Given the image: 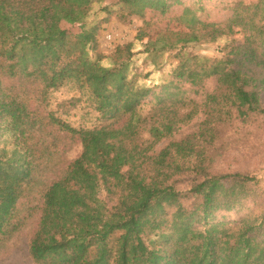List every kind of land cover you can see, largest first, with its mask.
<instances>
[{
    "label": "trees",
    "instance_id": "trees-1",
    "mask_svg": "<svg viewBox=\"0 0 264 264\" xmlns=\"http://www.w3.org/2000/svg\"><path fill=\"white\" fill-rule=\"evenodd\" d=\"M102 1L0 0V249L36 217L33 264H264V189L248 170L213 169L234 135L264 161V0H116L122 21L182 7V29L145 43L155 70L175 58L152 86L135 82L132 42L101 64L88 19ZM207 6L231 14L201 21ZM222 38L220 57L185 50ZM67 85L97 125L49 109ZM66 139L80 144L69 161Z\"/></svg>",
    "mask_w": 264,
    "mask_h": 264
},
{
    "label": "rangeland",
    "instance_id": "rangeland-1",
    "mask_svg": "<svg viewBox=\"0 0 264 264\" xmlns=\"http://www.w3.org/2000/svg\"><path fill=\"white\" fill-rule=\"evenodd\" d=\"M191 0H186L188 3ZM116 0H103L100 4L92 6V14L88 21L100 22L97 34V54L101 55V64L103 66L112 65L114 62V52L117 45H123L129 42L133 43L130 56V70L135 73V82L138 85L152 86L159 84L167 79L168 73L175 64L174 52H170L164 56V65L159 70H155L150 63V58L142 51L144 50L147 40H155L166 31H177L182 29L175 21L176 16L181 13V6H174L162 16L155 15L151 11H146L144 18L130 17L125 21L118 18L119 5ZM107 5L111 11L106 21H101L106 13L100 11L99 8ZM231 13L222 11L217 8L207 6L202 11H197L196 16L204 22H217L226 19ZM144 21L149 22L148 26L144 25ZM59 27L69 33H78V24H70L66 21H60ZM139 29L143 30L145 36L141 40H135ZM109 36V38H107ZM225 38L216 42L189 43L186 51L206 57H220L218 49L225 42ZM94 56V54H92ZM130 72V74H131ZM209 89L213 88L214 82L207 81ZM71 98L75 100V106L70 105ZM50 107L55 110L57 115L69 121L74 127L89 128L99 123L97 113L93 106L89 104L86 95L79 93L71 85L61 87L49 94ZM225 138V137H224ZM225 138L228 151L224 156L218 158L214 163V170L233 171L248 170L259 180V185L264 189V161L256 155L248 153L240 147L237 136ZM62 159L69 161L76 157L80 152V144L77 141L66 139L63 145ZM225 157V158H224ZM223 159H227L225 163ZM36 217L29 220L26 225L16 233L3 248L0 249V264H33L28 254V238L35 225Z\"/></svg>",
    "mask_w": 264,
    "mask_h": 264
},
{
    "label": "built area",
    "instance_id": "built-area-1",
    "mask_svg": "<svg viewBox=\"0 0 264 264\" xmlns=\"http://www.w3.org/2000/svg\"><path fill=\"white\" fill-rule=\"evenodd\" d=\"M107 38H109V36H107Z\"/></svg>",
    "mask_w": 264,
    "mask_h": 264
}]
</instances>
